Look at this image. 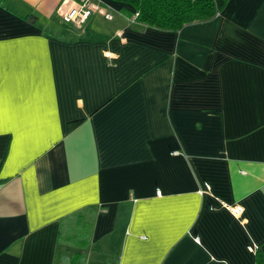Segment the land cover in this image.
<instances>
[{
  "label": "crops",
  "instance_id": "0c3cea01",
  "mask_svg": "<svg viewBox=\"0 0 264 264\" xmlns=\"http://www.w3.org/2000/svg\"><path fill=\"white\" fill-rule=\"evenodd\" d=\"M61 1L0 0V264H256L264 0L177 31Z\"/></svg>",
  "mask_w": 264,
  "mask_h": 264
},
{
  "label": "trees",
  "instance_id": "16d2710c",
  "mask_svg": "<svg viewBox=\"0 0 264 264\" xmlns=\"http://www.w3.org/2000/svg\"><path fill=\"white\" fill-rule=\"evenodd\" d=\"M119 3L120 10L134 21L161 31H177L182 26L213 18L228 0H108ZM58 264H115L86 262L79 253H62ZM256 264H264V254L256 250Z\"/></svg>",
  "mask_w": 264,
  "mask_h": 264
},
{
  "label": "built area",
  "instance_id": "2783aa9c",
  "mask_svg": "<svg viewBox=\"0 0 264 264\" xmlns=\"http://www.w3.org/2000/svg\"><path fill=\"white\" fill-rule=\"evenodd\" d=\"M57 15L61 21L80 28L95 13L111 19L112 14L95 0H62L58 5Z\"/></svg>",
  "mask_w": 264,
  "mask_h": 264
},
{
  "label": "snow or ice",
  "instance_id": "6c2138e0",
  "mask_svg": "<svg viewBox=\"0 0 264 264\" xmlns=\"http://www.w3.org/2000/svg\"><path fill=\"white\" fill-rule=\"evenodd\" d=\"M5 117V97L3 90V75L0 72V130L3 129V122Z\"/></svg>",
  "mask_w": 264,
  "mask_h": 264
},
{
  "label": "rangeland",
  "instance_id": "374dc122",
  "mask_svg": "<svg viewBox=\"0 0 264 264\" xmlns=\"http://www.w3.org/2000/svg\"><path fill=\"white\" fill-rule=\"evenodd\" d=\"M94 1H95V0H94ZM97 3H98V2H97ZM101 6H102V7H106V6H104V5H101ZM106 8H107V7H106ZM107 9H108V8H107ZM110 13H111V12H110ZM52 28H53V26H52ZM52 31L55 32V31H57V29H56V28H53Z\"/></svg>",
  "mask_w": 264,
  "mask_h": 264
}]
</instances>
